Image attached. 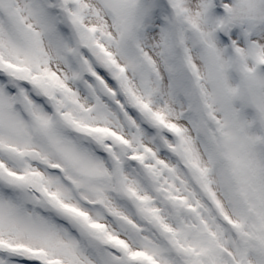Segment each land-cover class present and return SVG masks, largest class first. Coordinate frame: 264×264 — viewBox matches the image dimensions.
<instances>
[{"label":"snow or ice","instance_id":"1","mask_svg":"<svg viewBox=\"0 0 264 264\" xmlns=\"http://www.w3.org/2000/svg\"><path fill=\"white\" fill-rule=\"evenodd\" d=\"M0 264H264V0H0Z\"/></svg>","mask_w":264,"mask_h":264}]
</instances>
